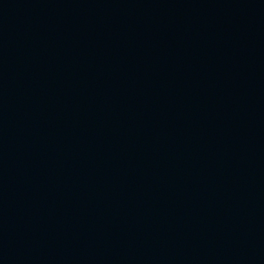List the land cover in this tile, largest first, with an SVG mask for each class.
<instances>
[{
  "label": "water",
  "instance_id": "1",
  "mask_svg": "<svg viewBox=\"0 0 264 264\" xmlns=\"http://www.w3.org/2000/svg\"><path fill=\"white\" fill-rule=\"evenodd\" d=\"M0 264H264V0H0Z\"/></svg>",
  "mask_w": 264,
  "mask_h": 264
}]
</instances>
